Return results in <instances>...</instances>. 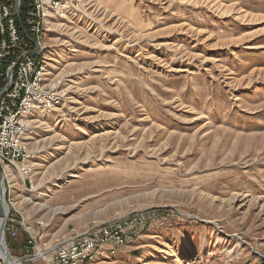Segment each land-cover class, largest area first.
<instances>
[{"label":"rangeland","instance_id":"rangeland-1","mask_svg":"<svg viewBox=\"0 0 264 264\" xmlns=\"http://www.w3.org/2000/svg\"><path fill=\"white\" fill-rule=\"evenodd\" d=\"M83 7L44 37L63 100L38 116L9 212L48 237L120 227L126 244L98 264H264V0ZM5 235L12 257L46 264L24 229Z\"/></svg>","mask_w":264,"mask_h":264},{"label":"built area","instance_id":"built-area-1","mask_svg":"<svg viewBox=\"0 0 264 264\" xmlns=\"http://www.w3.org/2000/svg\"><path fill=\"white\" fill-rule=\"evenodd\" d=\"M83 6L84 0H0V184L4 179L5 195L15 186L10 172L25 174V180L32 182L34 118L62 104V81L51 80L44 37L56 21L86 15ZM10 212L5 231L15 238L24 229L34 248L31 259L46 264H98L127 242L120 227L96 221L48 237L43 222L33 227L20 219L17 209L15 215Z\"/></svg>","mask_w":264,"mask_h":264},{"label":"bare ground","instance_id":"bare-ground-1","mask_svg":"<svg viewBox=\"0 0 264 264\" xmlns=\"http://www.w3.org/2000/svg\"><path fill=\"white\" fill-rule=\"evenodd\" d=\"M55 67V66H54ZM55 68H57V67H55ZM50 75H51V73H50ZM51 80H52V82L54 81V80H56V81H59V80H62V79H60L59 77H56V78H52L51 77ZM59 90H60V92H61V94H59L60 95V97H62V100H63V91L61 90V87L59 88ZM66 101V100H65ZM62 102V101H61ZM78 102V101H77ZM59 106V105H58ZM58 106H56L54 109H56ZM48 113V112H47ZM38 116L39 115H37L35 118H34V122L35 123H39L40 122V120H38ZM47 117V116H46ZM46 124V123H45ZM42 125V124H41ZM44 125V124H43ZM38 126V125H37ZM37 128V127H36ZM36 131V130H35ZM54 137L55 136H53L52 135V139H54ZM34 139H37V138H34ZM61 140V139H60ZM34 143V142H33ZM36 143H37V141H36ZM76 146V145H75ZM77 146H79V144L77 145ZM60 147V146H59ZM73 147V145L71 144L70 145V147L69 148H72ZM69 154V153H68ZM19 165V164H18ZM11 173V172H10ZM22 177H24V178H22V181L25 179V175H23ZM4 180V179H3ZM3 180H2V182H1V194H2V203H3V206H4V210H5V217H6V215L8 214V212H9V210H10V204H8L7 202H6V200H5V192H6V190L4 189V185H3ZM15 180V179H14ZM243 196V195H242ZM255 198V197H254ZM251 200V199H250ZM250 200H247V197H242V198H240V197H236V198H234L232 201V203H234V204H239V207H244V206H246V205H251V201ZM256 202L257 203H259L260 204V206H261V209H264V197H257L256 198ZM250 203V204H249ZM252 206V205H251ZM250 206V207H251ZM259 206V205H258ZM259 206V207H260ZM233 207V206H232ZM56 211H58V209H56ZM5 217H2V218H0V260L1 261H3V262H5L6 264H22L21 263V260L20 259H16V258H14V257H12V255L10 254V251H9V249H8V246H7V243H6V235H5V226H6V223H7V220H6V218ZM5 221H6V223H5ZM4 224H5V226H4Z\"/></svg>","mask_w":264,"mask_h":264},{"label":"water","instance_id":"water-1","mask_svg":"<svg viewBox=\"0 0 264 264\" xmlns=\"http://www.w3.org/2000/svg\"><path fill=\"white\" fill-rule=\"evenodd\" d=\"M6 223V222H5ZM4 226H5V224H4Z\"/></svg>","mask_w":264,"mask_h":264}]
</instances>
